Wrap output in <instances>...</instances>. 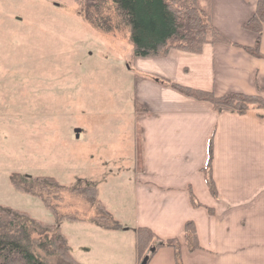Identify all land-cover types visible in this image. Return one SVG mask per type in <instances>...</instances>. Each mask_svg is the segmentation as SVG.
I'll return each instance as SVG.
<instances>
[{"label": "crops", "instance_id": "1", "mask_svg": "<svg viewBox=\"0 0 264 264\" xmlns=\"http://www.w3.org/2000/svg\"><path fill=\"white\" fill-rule=\"evenodd\" d=\"M257 1L212 0L213 22L231 42L208 41L200 51L171 47L164 54L134 56L140 71L134 108L137 209L128 222L119 216L124 221L120 228L93 222L101 246L100 252L93 251V264H139L141 225L158 235L146 252L147 264H177L175 247L159 245L168 238L177 239L182 264H264V109L218 111L211 100L185 93L164 78L219 95L242 91L264 97V23L261 55L247 48L255 45L258 33L244 25ZM210 140L216 192L203 170ZM188 219L196 225V248L185 235ZM79 253L80 261L92 264L86 260L91 256Z\"/></svg>", "mask_w": 264, "mask_h": 264}, {"label": "rangeland", "instance_id": "2", "mask_svg": "<svg viewBox=\"0 0 264 264\" xmlns=\"http://www.w3.org/2000/svg\"><path fill=\"white\" fill-rule=\"evenodd\" d=\"M102 12L113 17L109 30L85 18L82 0H0V203L59 223L40 196L12 180L57 177L66 187H55L47 200L82 218L65 217L60 228L77 258L81 252L92 264L93 251H101L93 235L98 210L71 187L98 186L120 223L119 216L131 220L139 195L134 108L140 71L130 27L114 0ZM37 249L55 258L44 246Z\"/></svg>", "mask_w": 264, "mask_h": 264}, {"label": "trees", "instance_id": "3", "mask_svg": "<svg viewBox=\"0 0 264 264\" xmlns=\"http://www.w3.org/2000/svg\"><path fill=\"white\" fill-rule=\"evenodd\" d=\"M106 0H82L85 18L93 26L109 30L113 17L103 15ZM116 8L124 15L130 27V39L134 56L164 54L171 47H180L191 51H200L208 41L231 42L213 22L212 0H114ZM264 23V0H258L253 15L244 25L256 31L258 37L254 46L247 48L255 54L260 50V32ZM169 83L185 93L198 98L211 100L218 111L237 110L241 113L250 107H264V97L259 94L242 91H230L216 94L211 89L194 87L164 77ZM213 144L209 142V156L203 170L210 188L216 192L212 175ZM14 184L23 190L38 195L56 214L59 223H47L33 216L29 211L0 203V264H85L75 257L67 236L60 228V221L67 217L82 219L75 215L59 212L49 200L54 188H65L53 175L40 174L35 178L19 179L13 176ZM72 191L83 193L96 205L98 210L94 220L107 228L122 227L114 214L99 197L98 186L86 184L71 187ZM55 192H58L55 190ZM48 199V200H47ZM36 235L40 238L35 242ZM185 235L191 248L200 246L196 225L193 219L185 223ZM157 233L148 225L137 227V254L139 264L143 261L151 242ZM168 243L177 252V264H182L180 246L176 238H168L159 245ZM50 250L55 258L47 260L38 252V246Z\"/></svg>", "mask_w": 264, "mask_h": 264}, {"label": "water", "instance_id": "4", "mask_svg": "<svg viewBox=\"0 0 264 264\" xmlns=\"http://www.w3.org/2000/svg\"><path fill=\"white\" fill-rule=\"evenodd\" d=\"M79 130V129H78ZM77 130V131H78ZM148 258H149V255L147 254L145 257H144V259H143V261L140 263V264H147V260H148Z\"/></svg>", "mask_w": 264, "mask_h": 264}]
</instances>
